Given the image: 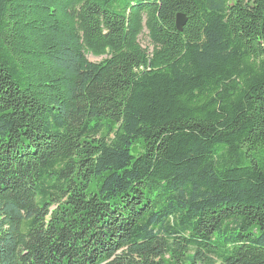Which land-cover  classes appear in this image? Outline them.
<instances>
[{
    "label": "trees",
    "instance_id": "1",
    "mask_svg": "<svg viewBox=\"0 0 264 264\" xmlns=\"http://www.w3.org/2000/svg\"><path fill=\"white\" fill-rule=\"evenodd\" d=\"M0 264H264V0H0Z\"/></svg>",
    "mask_w": 264,
    "mask_h": 264
},
{
    "label": "rangeland",
    "instance_id": "2",
    "mask_svg": "<svg viewBox=\"0 0 264 264\" xmlns=\"http://www.w3.org/2000/svg\"><path fill=\"white\" fill-rule=\"evenodd\" d=\"M140 43L144 48H150V40L147 36L146 33H144L141 37H140ZM102 58H95L93 56H89V60L92 62H99L101 61Z\"/></svg>",
    "mask_w": 264,
    "mask_h": 264
},
{
    "label": "water",
    "instance_id": "3",
    "mask_svg": "<svg viewBox=\"0 0 264 264\" xmlns=\"http://www.w3.org/2000/svg\"><path fill=\"white\" fill-rule=\"evenodd\" d=\"M187 22V18L183 14H178L176 17V27L179 32L183 31V27L185 26Z\"/></svg>",
    "mask_w": 264,
    "mask_h": 264
}]
</instances>
